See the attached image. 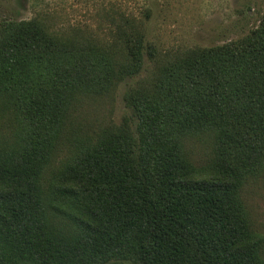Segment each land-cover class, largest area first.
<instances>
[{
    "label": "trees",
    "instance_id": "obj_1",
    "mask_svg": "<svg viewBox=\"0 0 264 264\" xmlns=\"http://www.w3.org/2000/svg\"><path fill=\"white\" fill-rule=\"evenodd\" d=\"M120 17L110 43L37 16L0 27V264H264L242 196L264 176V11L165 52L102 123L84 107L157 53Z\"/></svg>",
    "mask_w": 264,
    "mask_h": 264
},
{
    "label": "rangeland",
    "instance_id": "obj_2",
    "mask_svg": "<svg viewBox=\"0 0 264 264\" xmlns=\"http://www.w3.org/2000/svg\"><path fill=\"white\" fill-rule=\"evenodd\" d=\"M264 0H0V27L5 21L43 18L51 28L65 33L81 30L100 43L115 39L116 25L124 15L140 22L145 40L153 43V59L144 56V66L135 77L126 78L111 95L84 107V114L102 123H119L131 114L124 93L140 77L156 69L167 51L223 44L246 35L260 20ZM201 153V152H200ZM196 163L204 161L198 155ZM255 227L264 235V176L249 179L242 188Z\"/></svg>",
    "mask_w": 264,
    "mask_h": 264
}]
</instances>
